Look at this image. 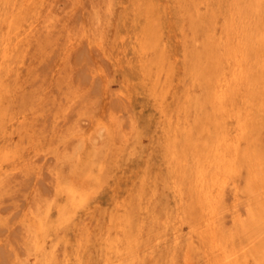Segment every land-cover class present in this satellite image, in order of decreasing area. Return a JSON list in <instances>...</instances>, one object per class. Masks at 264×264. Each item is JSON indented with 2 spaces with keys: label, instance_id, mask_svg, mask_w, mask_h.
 <instances>
[{
  "label": "rangeland",
  "instance_id": "obj_1",
  "mask_svg": "<svg viewBox=\"0 0 264 264\" xmlns=\"http://www.w3.org/2000/svg\"><path fill=\"white\" fill-rule=\"evenodd\" d=\"M30 1L0 0V52L32 23L1 68L0 264H166L164 0Z\"/></svg>",
  "mask_w": 264,
  "mask_h": 264
},
{
  "label": "bare ground",
  "instance_id": "obj_2",
  "mask_svg": "<svg viewBox=\"0 0 264 264\" xmlns=\"http://www.w3.org/2000/svg\"><path fill=\"white\" fill-rule=\"evenodd\" d=\"M31 1H30V3H31ZM33 1H35V3H39V0H33ZM30 3L28 6H26V10L33 12L32 8L30 6ZM35 3H34V6L37 8V4H35ZM31 25H32V23H29L28 25L24 26V29L20 28L19 33L15 32V34H12L13 32H11V30L10 31L7 30V32L9 31L10 33H9V35L6 34L4 36V38L2 39V43H5V44H3L4 45L3 49H1V52H0V78H1V74H2V69H4L5 63L8 60L7 57L9 56L10 49L12 48V45H13L12 43L16 40V37H18V39H19V36L23 32V30L25 32L26 30H28L31 27ZM9 28H11V25ZM119 43H120L119 45H121L122 47H125L126 44H128V37H126V38H125V36L122 37V40ZM130 43H131V41H130ZM69 191L71 192L72 197L74 198L73 203H76L78 197L81 196V194H82V192H81L82 188L77 187V186H73V187L69 186ZM118 260L119 259L117 257H109V258H106V260L103 264H119Z\"/></svg>",
  "mask_w": 264,
  "mask_h": 264
}]
</instances>
